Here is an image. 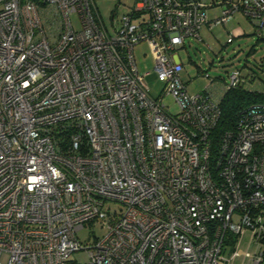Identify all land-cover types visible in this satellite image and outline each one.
I'll list each match as a JSON object with an SVG mask.
<instances>
[{"label": "built area", "instance_id": "2783aa9c", "mask_svg": "<svg viewBox=\"0 0 264 264\" xmlns=\"http://www.w3.org/2000/svg\"><path fill=\"white\" fill-rule=\"evenodd\" d=\"M214 7L222 24L240 12L264 31V0H135L111 33L95 0H0V264H69L81 250L86 264H264V105L212 154L216 82L189 94L181 79L177 52ZM241 85L235 69L220 89ZM90 224L105 234L83 246Z\"/></svg>", "mask_w": 264, "mask_h": 264}, {"label": "rangeland", "instance_id": "374dc122", "mask_svg": "<svg viewBox=\"0 0 264 264\" xmlns=\"http://www.w3.org/2000/svg\"><path fill=\"white\" fill-rule=\"evenodd\" d=\"M135 0H95L100 18L108 30L112 25L117 27L120 17L128 12ZM220 14L219 7L208 9L209 23L200 31V41L186 40L184 47L177 52L178 60L184 65L181 79L187 86L189 94H197L204 90L210 80L216 82L212 94L219 101L223 92L222 87L227 82L228 75L235 69H240L244 76L252 70L258 78L254 83L246 80L245 89L253 92L264 91V31L256 32L255 26L242 13L232 15L227 23L217 21ZM114 16L113 19L111 16ZM76 30L80 29L76 16L71 18ZM134 58L139 72L143 75V82L148 93L153 98H158L163 90L164 83L154 71L153 56L149 46L141 43L134 48ZM220 90V91H219ZM163 104L172 114L177 113V106L172 98L165 96ZM111 212H120L122 206L111 203L108 205ZM107 208V207H106ZM105 234L100 225H85L76 232V237L83 246L91 245L95 237ZM248 237L245 236L241 248L245 250ZM254 247L250 248L252 253ZM6 256L2 257L4 262ZM70 260L76 264L88 262L87 250L74 252ZM238 262V261H236Z\"/></svg>", "mask_w": 264, "mask_h": 264}, {"label": "trees", "instance_id": "16d2710c", "mask_svg": "<svg viewBox=\"0 0 264 264\" xmlns=\"http://www.w3.org/2000/svg\"><path fill=\"white\" fill-rule=\"evenodd\" d=\"M34 1L38 2V0H34ZM242 76L245 79V85H246V80H248L250 83H254L258 78V76L250 69L248 70L246 76H244L243 74ZM245 85H241L234 89L227 90L223 94L222 98L219 100L221 114L218 123L213 133L211 134L212 154L216 153L223 133H225L226 131L234 130L237 119L241 111H243L248 106L253 104L264 105V91L251 92L245 89ZM69 264H76V263L71 261L69 262Z\"/></svg>", "mask_w": 264, "mask_h": 264}, {"label": "crops", "instance_id": "0c3cea01", "mask_svg": "<svg viewBox=\"0 0 264 264\" xmlns=\"http://www.w3.org/2000/svg\"><path fill=\"white\" fill-rule=\"evenodd\" d=\"M219 11H220V9H219ZM208 23H209V20H208ZM208 23H207V24H208ZM199 41H200V40H199Z\"/></svg>", "mask_w": 264, "mask_h": 264}]
</instances>
